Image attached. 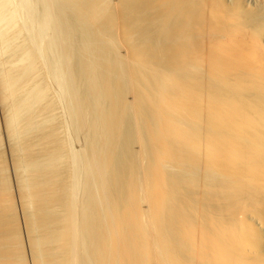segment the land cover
I'll use <instances>...</instances> for the list:
<instances>
[{
  "label": "bare ground",
  "instance_id": "obj_1",
  "mask_svg": "<svg viewBox=\"0 0 264 264\" xmlns=\"http://www.w3.org/2000/svg\"><path fill=\"white\" fill-rule=\"evenodd\" d=\"M0 264H264V0H0Z\"/></svg>",
  "mask_w": 264,
  "mask_h": 264
}]
</instances>
